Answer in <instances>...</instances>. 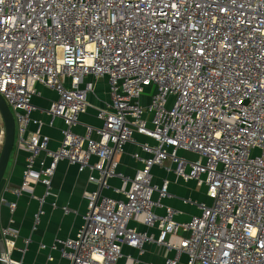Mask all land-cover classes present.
<instances>
[{"label": "built area", "instance_id": "2783aa9c", "mask_svg": "<svg viewBox=\"0 0 264 264\" xmlns=\"http://www.w3.org/2000/svg\"><path fill=\"white\" fill-rule=\"evenodd\" d=\"M98 79L110 96L96 107L101 124L76 133ZM39 84L56 93L48 123L65 124L55 150L30 116ZM0 95L14 147L29 152L14 193L32 194L39 182L48 194L62 159L98 173L76 235L55 238L69 264H117L124 245L147 243L169 253L162 264H264V0H0ZM3 140L0 114V149ZM130 142L148 156L134 152L142 166L127 176L117 156ZM40 154L50 161L35 171ZM154 166L204 185L210 203L195 201L200 213L177 221ZM114 176L118 198L101 192ZM16 238L0 226L4 264H24L12 256Z\"/></svg>", "mask_w": 264, "mask_h": 264}, {"label": "crops", "instance_id": "0c3cea01", "mask_svg": "<svg viewBox=\"0 0 264 264\" xmlns=\"http://www.w3.org/2000/svg\"><path fill=\"white\" fill-rule=\"evenodd\" d=\"M39 94L35 95L31 102L34 105L31 111V117L41 121L39 132L47 137V147L55 150L60 145L61 130L65 124L61 118H55L53 124H49L48 108L50 103L56 98L55 91L43 86L37 85ZM89 106L84 113L78 116V123L72 127L76 133L83 134L87 125L98 127L101 121L96 117V107H102L110 100L107 82L105 79H98L94 83V89L87 95ZM36 124L31 122L28 125L29 130H35ZM96 136V135H93ZM137 142H149L152 140L140 134H135ZM139 151L136 143L130 142L125 146L124 152L117 156L119 161L118 171L124 175L132 176L142 164L133 158L132 154ZM140 155L147 157L148 153L139 151ZM184 157L192 158L193 154L185 151H179ZM29 152L25 149L13 148L11 156L0 183V226H10L17 231L15 249L13 258L21 260L24 264H69V260L61 256L59 246L55 244V238L74 237L78 229L83 224V216L86 213L87 198L86 195L97 189V185L89 181V175H98L89 167L79 170L78 166L66 159L60 160L50 179L48 187L49 193L44 195L45 187L39 183H33L31 186L32 194L22 192L16 194L13 187L22 182V171L26 164ZM39 160H44L48 164L50 157L40 154L33 167L38 170ZM96 161L91 157L90 162ZM152 182L161 184L164 178L168 180L169 196L163 197L162 202L165 206H171L177 209L178 213L174 219L180 222L187 221L192 215L199 214L200 209L196 202L210 203L205 194L204 185H198L201 190V197L194 199V188L196 182L189 180L187 182L177 179L172 172L164 168L154 166L151 169ZM109 187L101 190L102 194L118 198L120 193H116L113 187H120L121 181L118 177L107 179ZM43 200L40 201V197ZM157 195L154 194V198ZM16 205L14 209L10 208V203ZM52 203L55 205L53 206ZM64 208L67 211H64ZM159 214L164 213V207L156 209ZM140 230L145 229L142 224L132 222ZM22 249V251L19 250ZM123 256L117 264H162L164 257L168 255L166 250L155 243H147L142 251L124 245L122 247ZM131 255L130 257L127 255ZM184 262V261H183Z\"/></svg>", "mask_w": 264, "mask_h": 264}, {"label": "water", "instance_id": "95a60500", "mask_svg": "<svg viewBox=\"0 0 264 264\" xmlns=\"http://www.w3.org/2000/svg\"><path fill=\"white\" fill-rule=\"evenodd\" d=\"M0 114L3 121L4 126V140L0 149V183L4 177L11 152L14 148V142H15V120L14 116L3 99V97L0 95ZM4 251L2 242L0 240V264H4L1 260L2 253Z\"/></svg>", "mask_w": 264, "mask_h": 264}, {"label": "rangeland", "instance_id": "374dc122", "mask_svg": "<svg viewBox=\"0 0 264 264\" xmlns=\"http://www.w3.org/2000/svg\"><path fill=\"white\" fill-rule=\"evenodd\" d=\"M194 196L193 198L194 199H197V198H200L201 197V190H200V187L198 185H196V187L194 188ZM184 261V257L181 258V261H180V264H182ZM196 264H200L199 262H197Z\"/></svg>", "mask_w": 264, "mask_h": 264}]
</instances>
